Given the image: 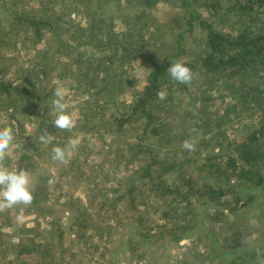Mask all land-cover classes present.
Listing matches in <instances>:
<instances>
[{
	"label": "trees",
	"instance_id": "16d2710c",
	"mask_svg": "<svg viewBox=\"0 0 264 264\" xmlns=\"http://www.w3.org/2000/svg\"><path fill=\"white\" fill-rule=\"evenodd\" d=\"M162 1L165 0H118L119 3L134 2L138 6L132 20H121L117 28L115 23L107 22L104 29L94 22H89L88 32L78 27L72 35H66L68 41L62 43L63 48L53 49L54 45H46L36 67L39 77L37 81L33 82L31 78L28 80L27 75L22 78L19 76L13 84L0 81V94H5L10 100V93L14 91L18 98H34L41 101L44 97H53L57 83L68 89V97L78 94V82L85 81L90 72L97 73L95 79L97 78L98 82L90 87L94 99L83 102L80 108L85 113L84 123L77 128V132L80 131L78 133L85 130L84 144L80 146L81 153L93 154L95 151L90 143V139L97 140L94 131H98L99 135L106 139L108 136L118 138L113 142V146L111 145V149L102 152L91 166L84 167L83 172L75 170L70 175L72 178L78 175L76 177L80 182L86 170H89L91 175L85 179L91 184L84 185V200L76 197L70 202L79 204L77 212L98 209L132 216L130 221L136 222L133 227L140 241L135 242L131 250L137 249L142 241L144 244L146 238L151 239L152 243L156 240L157 244L165 241H170L172 245L178 243L180 234L183 233L179 232V222L185 219L190 222L189 216L195 213L194 207L213 202L220 208L218 211L231 212L245 206L250 198H240L236 181L264 189V0H167L172 10L161 18L165 21V34L159 33V22L152 20V26L148 24L151 16L149 14L153 13L152 8ZM76 2L87 6L85 0ZM82 3L80 5L83 7ZM82 10L84 12V9ZM86 12L91 16L89 11ZM17 20L34 26L38 36L40 25L47 26L53 34L57 31V24L48 17L20 15ZM152 35L154 39L163 37L159 45L170 48L162 59L155 55L154 51L150 53V50L146 49L149 43L145 39L150 40ZM2 37V44H6ZM190 37L195 40L193 46L188 42ZM182 55L185 59L181 58ZM133 61L147 62L148 72L137 90L132 88V80L122 71L126 63ZM174 61H181L190 67L193 83L197 79L202 80L201 95L211 93L214 87H221L226 93L231 92L234 99H241L240 106L244 104L246 97L252 103L250 107L261 110L262 116L256 119L261 120H254L257 128L253 127L254 122H250L244 135L228 144L230 150L226 151L224 157L220 152L203 158L201 163L188 158L187 152H182V157L178 159L173 153L164 154L153 147L152 141L157 130L154 120L157 114L159 111L175 113L177 104L174 99L170 102L168 96L164 101L158 100L157 91L166 88L169 92L171 84L181 85L182 88L190 85L178 83L170 78L167 69ZM69 64L82 68L79 78H70L65 72ZM106 64L108 67L104 68ZM113 67L119 69L118 72ZM110 69L111 71H108ZM232 72L243 77L236 85L229 81ZM109 76L113 81L108 79ZM102 84L111 90L112 93L108 92L110 100L97 98V87ZM122 87L127 91L119 92L123 90ZM114 88L118 94L113 91ZM216 91L219 96L225 95V92ZM209 95L204 96L202 101L210 100ZM122 96L124 99H130L131 108L128 113L116 105L115 97ZM195 100L200 101L198 98ZM67 111L74 115L77 107ZM46 114L45 112V117ZM53 119L54 116L48 120L49 134L53 140L51 144L46 145V149L51 164L59 165L61 163L52 159V148L58 145L56 138L61 132H55ZM91 131L93 133L89 134ZM124 132L136 133L135 139L120 137ZM74 133L75 131L71 135ZM68 142L62 141L60 146L66 147ZM21 158H25V155ZM76 158L71 160L72 165ZM126 161L133 162L131 172L121 176L118 187L110 191L104 189V185L96 186L99 185L94 183L99 170L106 168L114 173L123 167ZM82 164L87 163L80 161L77 167ZM37 193L38 188L32 190L33 200L39 202ZM54 193L56 192L50 191L49 195H44L43 198L52 199ZM56 196L53 199L57 205L66 208L65 202L59 200L58 192ZM42 208L44 207H40ZM48 221L50 233L56 232L48 234L49 238L35 235L27 237L26 245H13L18 249L16 257H23V264L39 252H43L44 258L39 259L36 264H85L87 261L92 264H110V246L106 247V241H103L104 236L111 235L110 230L108 234L101 229L97 232L94 227L82 221L75 222L77 230L63 229L61 224L58 229H54L55 218H49ZM5 233L0 230V238ZM121 239H124L123 235ZM11 241H8V244L12 245ZM40 244L43 245L42 249H39ZM112 249L113 253H116L117 249ZM258 250L262 254L260 258L263 259L264 251L258 247L251 251V254H241V259L245 260L247 256L256 259ZM259 262L258 259L254 264Z\"/></svg>",
	"mask_w": 264,
	"mask_h": 264
},
{
	"label": "rangeland",
	"instance_id": "374dc122",
	"mask_svg": "<svg viewBox=\"0 0 264 264\" xmlns=\"http://www.w3.org/2000/svg\"><path fill=\"white\" fill-rule=\"evenodd\" d=\"M2 1L0 0V37L5 36L2 38L6 44H2L0 40V81L12 82V84L19 76L22 78L24 75L28 76V80L31 78L33 82L38 80L36 67L40 63L42 51L46 49V45H54L53 49L63 48L61 47L62 43L68 41L66 35H72L78 27L88 32L90 30L89 22H94L103 29L107 22L115 23V28H117L121 24V20H132L138 8L134 2L119 3L118 0H85L87 6H84L82 2H76V0ZM81 3L83 7L80 5ZM170 8L167 0L155 4L152 8L154 14H149L151 15L149 26H152L151 21L155 20L159 22V33L165 34L167 32L166 25L161 18L172 10ZM86 11H89L91 16H88ZM16 15L48 17L49 20L57 24L56 34H53L47 26L40 25V35L38 36L34 26L18 21ZM160 39H154L152 35L150 40L145 39V41L149 43L146 49L150 50V53L154 51L155 55L162 59L170 48L169 46H160ZM189 40L188 42L193 46L194 38L190 37ZM167 42L170 43V40ZM181 58L185 59V56L182 55ZM146 63L133 61L122 67V71L132 80L131 86L134 90H137L144 81V76L148 72ZM106 65L104 68L108 67V64ZM66 68L65 72L70 78H79L81 75L82 68L78 65L69 64ZM113 68L118 72L119 69ZM95 77H97V73H88L85 81L78 82V94L66 97L69 104L67 110L77 107V112L73 115L76 119L75 128L66 133L53 125L55 132H61L56 138L57 146H60L62 141L68 142L69 139L79 140V147L68 152L69 163L67 165L51 164L46 145L39 140V135L44 131L49 133L48 120H51L53 116L50 114L53 97L50 95L42 98L41 101L34 98L21 99L14 91H11L10 100L5 94H0V128L13 127L15 135L4 163L9 170L28 172L31 177V191L38 188L37 197L39 198V202L33 200L31 205H18L0 212V230L6 232L0 238V264H23V257H16L18 249L13 245H26L27 237L41 235L46 236L45 239H47L50 234L56 233L54 231H52L54 233H50L48 230L49 218H55L54 229H58L61 224L63 229L77 230L75 222L82 221L86 222L88 226L94 227L97 232L101 229L106 231L105 234H108V230H110L111 235L114 236H104L103 239L106 241V247L110 246L108 249V254L112 258L110 264H249L254 260H261L260 257L254 259L251 256H247L245 260L241 259L243 257L241 254L244 252L251 254V251L256 247L262 252L264 251V189L258 186H249L248 183L236 181L235 184L241 199L250 198V201L243 207L231 212L218 211L220 208L213 202H207L198 208L194 207L195 213L189 216L191 221L185 219L179 222L181 228L179 232L183 233L180 234V239L175 245H172L170 241L157 244L155 240L152 243L151 239L146 238L144 244L142 241L137 249L131 250L135 242L140 241L133 227L136 222L130 221L132 216L127 213L120 215L98 209H91L88 212L76 211L79 204L74 202L73 204L70 200H74L76 197L84 200V185L91 184L85 179L91 175H89L90 171L86 170L81 182L76 177L78 175L74 178L70 175L75 170L83 172L84 167L91 166L93 161L99 159L102 152L111 149L113 142L118 138L108 136L106 139L99 135L98 131L88 132L97 135V140L90 139L95 151L93 154L81 153L80 146L84 144L83 133L85 130L78 133L80 131L77 132V128L84 123L85 113L80 108L83 102L94 99L90 87L91 84H97L98 81ZM242 79L243 77L239 73L232 72L229 75V81L235 85ZM110 80L113 81L112 78ZM201 81V79H197L194 83L191 81L192 83L187 88H182L181 85H170L168 99L170 102L172 99L177 102V104L173 102L175 113L159 111L157 114L154 120L157 130L152 141L155 150L163 151L164 154L173 153L179 159L182 157V152H187L181 147L183 141L191 138L195 141L196 150L191 153L187 152L188 158L196 159L197 162L202 163L203 158L212 157L220 152L224 157L226 151L230 150L228 144L234 139L241 138L250 122H254L253 127L257 128L256 121L261 119H256L262 116L261 110L250 107L252 103L249 98L245 97L244 104L240 106L241 99H234L231 92L226 93V90L221 87H214L211 93L201 95ZM108 86L111 85L108 84ZM97 88V98L111 99L108 95V92H111L109 88L104 87L103 84ZM122 89L119 92L127 91L124 87ZM186 89L189 91L186 92ZM216 90L225 92V95L219 96ZM113 91L118 94L115 88ZM208 95L210 100L202 101L203 97ZM129 97L127 99H124L123 96L115 97L116 105L126 113L131 108ZM197 98L200 101L197 102L195 100ZM241 98L243 99V97ZM45 112L47 113L46 117ZM73 131H75V135H71ZM135 134L134 132H124L119 136L133 140ZM22 155H25V158L20 159ZM75 157H77L76 161L72 165L71 160ZM80 161L87 164L77 167ZM32 162L33 165H31ZM132 164V161H126L123 167L114 171L120 175H116L106 168L99 170L94 183L99 184L96 185L97 187L104 185V189L111 191L118 187L121 176L131 172ZM52 176L56 179V186L48 184V179ZM50 191L56 193L52 194V199L45 200L43 196L49 195ZM57 192L60 195L59 200L65 202L66 208L57 205L53 199L57 197ZM40 207L44 208L40 209ZM18 214L24 216L22 225L16 223L15 217ZM150 215L152 216V214ZM122 235L124 239H121ZM167 237L170 236L167 235ZM141 238L144 237L141 236ZM8 241H11L12 245L8 244ZM42 246L40 244L39 249H42ZM112 247L117 249L116 253H113ZM42 254L43 252H39L25 264H36L39 259L44 258ZM90 263L85 262V264Z\"/></svg>",
	"mask_w": 264,
	"mask_h": 264
},
{
	"label": "clouds",
	"instance_id": "9594fccd",
	"mask_svg": "<svg viewBox=\"0 0 264 264\" xmlns=\"http://www.w3.org/2000/svg\"><path fill=\"white\" fill-rule=\"evenodd\" d=\"M167 72L170 78L181 84H190L193 79V73L190 67L181 61H174L168 67ZM157 99L166 100L168 91L162 88L157 91ZM68 89L57 83L53 91V99L51 100L52 114L54 116L53 125L60 130L71 131L76 126V119L67 109L69 104L66 97ZM15 139L13 127L0 128V212L7 211L18 205H31L34 197L30 188L31 177L25 170H9L4 161L9 155V149ZM41 143L51 144L53 137L44 131L39 135ZM79 146L78 139H69L66 147L54 146L52 148V159L61 164L69 163L68 152L74 151ZM182 149L191 153L196 150L195 141L191 138L185 139L181 145ZM56 183L54 176L48 179L51 186ZM16 223L22 225L24 216L18 214L15 217ZM262 254L257 251L258 258ZM260 264H264V259L260 260Z\"/></svg>",
	"mask_w": 264,
	"mask_h": 264
},
{
	"label": "crops",
	"instance_id": "0c3cea01",
	"mask_svg": "<svg viewBox=\"0 0 264 264\" xmlns=\"http://www.w3.org/2000/svg\"><path fill=\"white\" fill-rule=\"evenodd\" d=\"M1 2H3V1L1 0Z\"/></svg>",
	"mask_w": 264,
	"mask_h": 264
}]
</instances>
